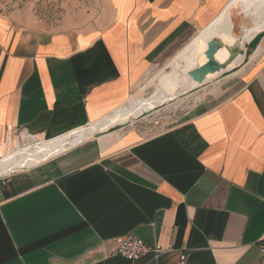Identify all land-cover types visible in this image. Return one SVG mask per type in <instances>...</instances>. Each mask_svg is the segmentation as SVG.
Instances as JSON below:
<instances>
[{
	"label": "crops",
	"instance_id": "1",
	"mask_svg": "<svg viewBox=\"0 0 264 264\" xmlns=\"http://www.w3.org/2000/svg\"><path fill=\"white\" fill-rule=\"evenodd\" d=\"M229 1H73L54 21L0 10V162L118 111ZM258 48L171 128L112 125L0 175V264H264ZM129 235L171 250L128 261L114 250Z\"/></svg>",
	"mask_w": 264,
	"mask_h": 264
},
{
	"label": "rangeland",
	"instance_id": "2",
	"mask_svg": "<svg viewBox=\"0 0 264 264\" xmlns=\"http://www.w3.org/2000/svg\"><path fill=\"white\" fill-rule=\"evenodd\" d=\"M73 1L83 4L90 2V0H0V10L6 13L17 10L31 11V13L41 18L54 21L59 19L63 10V3H72ZM226 18L232 21V33L238 39L242 38L243 27L248 30L252 26V17L249 14L243 13L236 6L234 0H230L216 20L200 34L197 33L196 37H191V39L195 38L174 59L172 58L176 53L169 60L153 69L144 81L139 84L123 107L137 100H146L152 96H161L170 92H176L180 95L171 101L157 106L151 107L149 105L144 112L135 114L122 126L137 127L143 132L155 133L179 124L190 115L192 108L205 96L208 91L207 89L214 82L218 81L220 75L207 78L196 87L184 89L182 84L192 80V74L197 76L201 72L198 71L201 67H206L207 69H205L208 72H217V68L224 69L226 64L213 66L212 56L216 55L221 48L232 45L229 48L231 53L230 59L238 54H243V56L245 55L249 58L258 46L259 51L264 50V29L255 35L254 40L256 41L251 48L247 47L244 38L243 41H240L241 44L239 45V41H236L231 35L220 28V25ZM211 45L213 46L210 47ZM208 51H210L209 55ZM230 68L232 66L228 69Z\"/></svg>",
	"mask_w": 264,
	"mask_h": 264
},
{
	"label": "bare ground",
	"instance_id": "3",
	"mask_svg": "<svg viewBox=\"0 0 264 264\" xmlns=\"http://www.w3.org/2000/svg\"><path fill=\"white\" fill-rule=\"evenodd\" d=\"M234 2L236 3V6L239 7L243 13L249 14L252 17L251 28L247 30L246 36H244L245 31L242 29L243 34H242V38L240 39H238L232 33V29H233L232 21L225 19V21H223V23L220 25V28L223 31L227 32L229 35H231L236 41H239V45H240L241 44L240 41H243L244 37H245L244 42L247 43L257 33L261 32L264 29V0H234ZM231 46L232 45L221 48L216 55L212 56L213 66H221L226 64L224 66V69L218 68L217 72H205V73L200 72L197 75L198 78L196 80L195 78H193L192 80L184 82L182 84L183 88L187 89L190 87H196L203 80L221 74L229 67H231L233 63L239 62L243 58V54L235 55L232 59H230L231 53L229 48ZM178 95L180 94L176 92H170L161 96H152L150 99L137 100L131 102L129 105L120 108L118 111L114 112L112 115L106 117L102 121L90 125L89 127L84 128L82 130H79L73 135L62 137L54 141L41 142L39 144H35V146L32 149L26 150L22 154L12 157L9 160L0 162V167H1L0 175L7 173L10 168L30 166L38 163L43 159H46L47 157L58 154L59 152L63 151L65 148L77 143L83 138L85 139V137H87L88 135L90 136V134H92L94 131L98 129H105L109 126L111 127L112 125H123L127 123L131 119V117L135 116V114L144 112L149 105L152 107L163 104L165 102L177 98Z\"/></svg>",
	"mask_w": 264,
	"mask_h": 264
},
{
	"label": "built area",
	"instance_id": "4",
	"mask_svg": "<svg viewBox=\"0 0 264 264\" xmlns=\"http://www.w3.org/2000/svg\"><path fill=\"white\" fill-rule=\"evenodd\" d=\"M171 248L164 250L160 245H148L142 240L133 236H125L119 240L114 250V254L128 261H137L152 253L159 255ZM181 263L185 261V255L180 256Z\"/></svg>",
	"mask_w": 264,
	"mask_h": 264
},
{
	"label": "water",
	"instance_id": "5",
	"mask_svg": "<svg viewBox=\"0 0 264 264\" xmlns=\"http://www.w3.org/2000/svg\"><path fill=\"white\" fill-rule=\"evenodd\" d=\"M212 46H213V45H211L210 47H212ZM207 53H208V55H209V54H210V51H208ZM205 68H206V67H201V68H199L198 71H199V72L201 71L202 73L208 72V70H206ZM217 69H218V68H217ZM211 72H214V71H211ZM192 77L195 78V80L198 78V76H194L193 74H192Z\"/></svg>",
	"mask_w": 264,
	"mask_h": 264
}]
</instances>
